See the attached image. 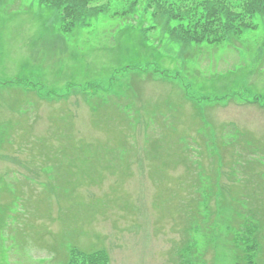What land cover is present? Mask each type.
Masks as SVG:
<instances>
[{"label":"rangeland","instance_id":"obj_1","mask_svg":"<svg viewBox=\"0 0 264 264\" xmlns=\"http://www.w3.org/2000/svg\"><path fill=\"white\" fill-rule=\"evenodd\" d=\"M129 1L0 0V264H180L191 226L235 264L243 221L264 264V20L184 43Z\"/></svg>","mask_w":264,"mask_h":264},{"label":"trees","instance_id":"obj_2","mask_svg":"<svg viewBox=\"0 0 264 264\" xmlns=\"http://www.w3.org/2000/svg\"><path fill=\"white\" fill-rule=\"evenodd\" d=\"M57 8L61 19L67 25H73L89 14L103 12L104 6L92 3L96 0H41ZM143 0H130L123 13L135 14L138 4ZM144 17H160L165 20L168 34L184 43H219L227 35H240L243 31L254 30L259 21L264 20V0H240L238 7L232 6L231 0H144ZM136 15H139L136 13ZM125 17V18H127ZM129 19V18H127ZM132 19V18H130ZM263 23V22H261ZM243 223L245 226L236 231L237 246L235 264H259L256 259L258 250L257 224ZM198 230L191 226L188 253L181 252V263L199 264L203 254L198 250ZM185 255L188 259H185ZM109 256L104 250L83 252L70 250L67 264H108Z\"/></svg>","mask_w":264,"mask_h":264}]
</instances>
